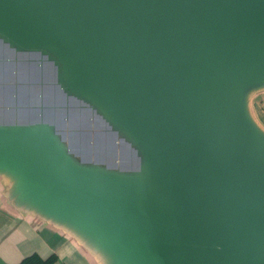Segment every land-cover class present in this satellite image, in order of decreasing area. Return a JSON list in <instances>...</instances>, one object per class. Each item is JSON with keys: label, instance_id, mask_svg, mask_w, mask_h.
<instances>
[{"label": "water", "instance_id": "1", "mask_svg": "<svg viewBox=\"0 0 264 264\" xmlns=\"http://www.w3.org/2000/svg\"><path fill=\"white\" fill-rule=\"evenodd\" d=\"M257 30L264 0H0V41L49 60L64 94L134 150L102 167L47 114L0 121L17 203L75 228L106 264H264Z\"/></svg>", "mask_w": 264, "mask_h": 264}, {"label": "rangeland", "instance_id": "2", "mask_svg": "<svg viewBox=\"0 0 264 264\" xmlns=\"http://www.w3.org/2000/svg\"><path fill=\"white\" fill-rule=\"evenodd\" d=\"M255 36L264 51V32L257 30ZM248 109L263 130V116ZM45 114L59 136L73 146L78 160L102 167L114 162L122 167L134 161V150L121 140L123 134L118 137L93 109L64 94L49 60L37 52H16L0 41V121L31 123Z\"/></svg>", "mask_w": 264, "mask_h": 264}, {"label": "crops", "instance_id": "3", "mask_svg": "<svg viewBox=\"0 0 264 264\" xmlns=\"http://www.w3.org/2000/svg\"><path fill=\"white\" fill-rule=\"evenodd\" d=\"M248 105L264 118V88L249 93ZM14 183L0 174V264H19L33 254L56 255L58 264H106L75 228L18 204Z\"/></svg>", "mask_w": 264, "mask_h": 264}, {"label": "trees", "instance_id": "4", "mask_svg": "<svg viewBox=\"0 0 264 264\" xmlns=\"http://www.w3.org/2000/svg\"><path fill=\"white\" fill-rule=\"evenodd\" d=\"M58 257L51 255L48 258H42L38 254H33L23 259L19 264H58Z\"/></svg>", "mask_w": 264, "mask_h": 264}]
</instances>
